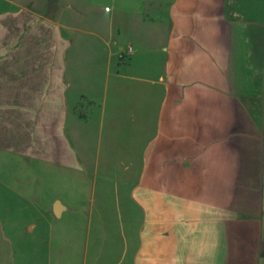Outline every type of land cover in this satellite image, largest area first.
I'll return each instance as SVG.
<instances>
[{
  "label": "crops",
  "instance_id": "crops-1",
  "mask_svg": "<svg viewBox=\"0 0 264 264\" xmlns=\"http://www.w3.org/2000/svg\"><path fill=\"white\" fill-rule=\"evenodd\" d=\"M45 227L58 264H264V0H0V264Z\"/></svg>",
  "mask_w": 264,
  "mask_h": 264
},
{
  "label": "rangeland",
  "instance_id": "rangeland-1",
  "mask_svg": "<svg viewBox=\"0 0 264 264\" xmlns=\"http://www.w3.org/2000/svg\"><path fill=\"white\" fill-rule=\"evenodd\" d=\"M87 61H86V66H87ZM86 99H84L83 104L85 103ZM18 165V163H15ZM87 179V177H86ZM43 201L45 200V192L43 194ZM20 207H21V217L22 215L24 216V212H25V208H30L29 206V201H25L24 199H20ZM65 219H63L64 221ZM70 233V232H69ZM12 239L13 238H9V241L12 243ZM15 240H17V244L19 246H21L22 248H24V250L20 253H17L14 251V247L11 249V251L13 253H10L11 257H13V260L16 262H18V260H20V264H46V255L47 254H52V263L53 264H58L60 261V256L62 254H60V251L56 252V246L53 247H49V239H48V234L46 231V227L45 230H43L41 232V235H36L35 232L33 234L31 233H27L26 231H22L21 230V235L17 238H14ZM96 237H93V232L92 235L89 239H87V237H83V238H77V239H72V237L68 234L66 237H64L63 239H61V243L59 242V244H62L64 247L69 248V253H64V255L68 256L69 259V264H78V258L82 261V255H83V248L85 246L86 241L88 240L91 249L92 247H96V246H92V243L95 242ZM60 246V245H59ZM54 250V251H51ZM74 249V252L73 250ZM94 249V248H93ZM90 250V251H93ZM49 250V252H47ZM81 250V251H80ZM100 253H104V251H100ZM105 253L107 254V252L105 251ZM91 256L92 254H88ZM87 254L85 255V260H87ZM81 263V262H80ZM79 263V264H80ZM89 264V263H88ZM104 264V263H103ZM108 264V263H105Z\"/></svg>",
  "mask_w": 264,
  "mask_h": 264
}]
</instances>
